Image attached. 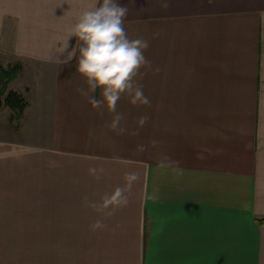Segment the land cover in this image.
<instances>
[{
	"label": "crops",
	"instance_id": "1",
	"mask_svg": "<svg viewBox=\"0 0 264 264\" xmlns=\"http://www.w3.org/2000/svg\"><path fill=\"white\" fill-rule=\"evenodd\" d=\"M96 3L0 0V62L21 64L8 88L28 101L18 129L11 111L0 124V226L42 172L45 264H68L65 242L76 264H264V0H119L149 41L136 79L156 157L125 142L142 98L93 107L76 58H55Z\"/></svg>",
	"mask_w": 264,
	"mask_h": 264
},
{
	"label": "clouds",
	"instance_id": "2",
	"mask_svg": "<svg viewBox=\"0 0 264 264\" xmlns=\"http://www.w3.org/2000/svg\"><path fill=\"white\" fill-rule=\"evenodd\" d=\"M127 13L128 7L119 0H97L95 6L80 12L58 53L69 48L72 36L77 37L75 45L67 50L63 60L55 55L61 63L76 58V72L84 77L87 85L81 89L83 94L100 90V97L88 95L93 107L105 104L115 111L123 93H134V99L148 101L136 77L143 75L142 67L151 64L145 56L149 41L140 36L129 37L124 27Z\"/></svg>",
	"mask_w": 264,
	"mask_h": 264
},
{
	"label": "rangeland",
	"instance_id": "3",
	"mask_svg": "<svg viewBox=\"0 0 264 264\" xmlns=\"http://www.w3.org/2000/svg\"><path fill=\"white\" fill-rule=\"evenodd\" d=\"M149 111L143 117L134 115L132 122V130L127 129L128 139L125 141L128 148L134 150V153L144 154V147H147V155L153 157L157 155V139H156V117L153 99L146 102ZM11 109L3 105L0 110V124L8 120V113ZM152 124L150 125V123ZM150 128H153L150 137L144 136ZM130 136H132L130 138ZM145 140V143L142 141ZM147 140V142H146ZM132 142V145H130ZM128 143V144H127ZM130 145V146H129ZM44 173L39 172L38 184H28L26 187L17 188L16 191L7 198L6 214L7 223L0 226V256H3L4 264H45L46 250L51 247L52 243L48 241L49 227L45 225L46 221V203H45V187L44 178H40ZM56 238V234H55ZM61 244L54 241V248H62ZM76 243L65 242L63 248L66 251V260L68 264H76L77 253L73 250ZM73 250V251H72ZM70 255V256H69ZM0 258V262L3 261Z\"/></svg>",
	"mask_w": 264,
	"mask_h": 264
},
{
	"label": "trees",
	"instance_id": "4",
	"mask_svg": "<svg viewBox=\"0 0 264 264\" xmlns=\"http://www.w3.org/2000/svg\"><path fill=\"white\" fill-rule=\"evenodd\" d=\"M20 70L21 64L19 62L7 66L0 62V110L3 105L11 109L10 119L17 129L20 126L28 101L23 93L9 89L8 84L17 76ZM258 222L264 223V217H260Z\"/></svg>",
	"mask_w": 264,
	"mask_h": 264
}]
</instances>
